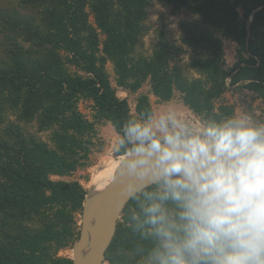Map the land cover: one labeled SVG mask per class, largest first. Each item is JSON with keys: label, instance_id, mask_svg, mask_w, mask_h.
<instances>
[{"label": "trees", "instance_id": "trees-1", "mask_svg": "<svg viewBox=\"0 0 264 264\" xmlns=\"http://www.w3.org/2000/svg\"><path fill=\"white\" fill-rule=\"evenodd\" d=\"M18 1L37 12L39 22L0 9L1 31L12 47L0 66V127L8 111L19 122L0 137V264H73L58 252L79 237L76 215L86 191L49 176H66L86 164L79 153L87 149L77 137L96 129L76 111L79 98L93 102L97 124L109 122L121 134L133 116L111 84L110 62L118 87L135 94L148 81L162 102L177 91L195 115L232 114L228 106L215 107L230 85L256 93L264 104V0H160L173 14L193 16L194 23L182 25V40L198 52L189 67L199 78L170 65L182 48L164 31L151 56L138 53L152 0ZM222 39L238 46L231 71L224 66ZM149 109L148 96H139L138 116ZM32 121L53 130V149L20 127ZM134 207L130 200L106 253L108 264H137V248L151 245L129 227Z\"/></svg>", "mask_w": 264, "mask_h": 264}, {"label": "clouds", "instance_id": "clouds-1", "mask_svg": "<svg viewBox=\"0 0 264 264\" xmlns=\"http://www.w3.org/2000/svg\"><path fill=\"white\" fill-rule=\"evenodd\" d=\"M228 82V80H227ZM163 111L130 117L113 151L137 264H264V119Z\"/></svg>", "mask_w": 264, "mask_h": 264}, {"label": "rangeland", "instance_id": "rangeland-1", "mask_svg": "<svg viewBox=\"0 0 264 264\" xmlns=\"http://www.w3.org/2000/svg\"><path fill=\"white\" fill-rule=\"evenodd\" d=\"M21 5V2L18 0H0V9L6 10L9 13H16L23 19H35L39 22L37 12L26 9V7ZM91 21L93 22L92 18ZM191 23H194L193 16H191V14L184 11L173 14L171 7L163 5L160 0H152L149 7V16L145 24L147 32L140 41L138 53L148 57L151 56L157 42L159 41V32L164 31L178 47L182 48V52L176 55L170 65L181 66L188 78H199L200 76L197 72L189 67L191 58L194 55H198V52L193 48L185 46L182 40L184 35L182 25H190ZM1 28L2 27L0 26V66H3V64L8 61L7 54L11 51L12 47L9 45V35L6 32H2ZM101 38L103 37L101 36ZM16 41L18 45L28 47V44L23 43L21 38L16 37ZM222 44L224 50V66L226 70L231 71L237 63L236 55L238 46L230 39H222ZM106 69L110 75L112 86L117 90L118 97L128 100L133 117H139L136 111V104L138 97L141 95L148 96L153 112L163 111L164 107L167 106L165 102L160 101L152 93V89L148 81L143 84L137 93L134 94L117 86L112 63H107ZM227 83H230V80H228ZM247 83L248 82H244L241 85H245ZM171 101L182 112L195 118V114L184 105L182 95L179 92H175ZM221 106H228L236 113L247 111L254 114L258 119H264V104L261 98L256 93L248 90L247 88H240L238 85H235L234 87L231 85L228 86L227 90L221 95V97L215 101L216 109H219ZM76 111L78 114L82 115V118L85 121L94 123L96 129L92 135H88L84 138L81 136L80 138L79 136L77 137V141L80 140V144L85 146L87 149L86 151L80 150L79 153L81 156H87L86 164L77 168L69 175H50L49 179L53 182L65 181L79 183L86 191V198L90 192L91 196H94L93 194L101 187L109 170L118 165L115 158L119 154L114 152L113 149L120 133H118L115 127L109 122L105 121L97 124L95 119L96 112L94 111L93 102L91 100L79 98L76 104ZM17 116L18 115L16 113H10V111H8L6 122L0 127V137H3L1 131L6 129L9 124L19 123ZM39 126L38 121H32L30 124H20V127L25 129L27 134L34 135L38 140L48 144L53 149L55 147L51 140V136L54 135L53 130H41ZM58 129L59 128H57V130ZM82 211L83 207L76 215L79 226L81 223ZM76 241H74L68 248L60 250L58 252V257L71 260L73 247Z\"/></svg>", "mask_w": 264, "mask_h": 264}, {"label": "water", "instance_id": "water-1", "mask_svg": "<svg viewBox=\"0 0 264 264\" xmlns=\"http://www.w3.org/2000/svg\"><path fill=\"white\" fill-rule=\"evenodd\" d=\"M116 172V171H115ZM123 178L113 179L105 189L86 196L81 215L79 238L75 242L71 260L73 264H107L106 253L115 237L117 225L129 203L119 213Z\"/></svg>", "mask_w": 264, "mask_h": 264}, {"label": "bare ground", "instance_id": "bare-ground-1", "mask_svg": "<svg viewBox=\"0 0 264 264\" xmlns=\"http://www.w3.org/2000/svg\"><path fill=\"white\" fill-rule=\"evenodd\" d=\"M117 167H118V165L114 166L112 169L109 170L105 179L103 180L101 187L93 195H96L105 189V187L108 185V183L113 179Z\"/></svg>", "mask_w": 264, "mask_h": 264}]
</instances>
